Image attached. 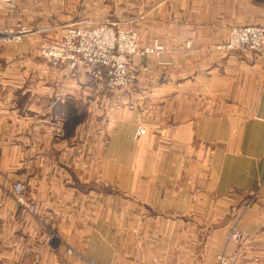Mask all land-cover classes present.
<instances>
[{
	"label": "crops",
	"instance_id": "crops-1",
	"mask_svg": "<svg viewBox=\"0 0 264 264\" xmlns=\"http://www.w3.org/2000/svg\"><path fill=\"white\" fill-rule=\"evenodd\" d=\"M157 1L142 41L159 38L172 64L137 56L142 93L50 65L53 31L0 40V264H215L222 251L264 264V51L212 50L264 23V1ZM20 6L0 1V30ZM14 178L35 214L11 198Z\"/></svg>",
	"mask_w": 264,
	"mask_h": 264
},
{
	"label": "built area",
	"instance_id": "built-area-1",
	"mask_svg": "<svg viewBox=\"0 0 264 264\" xmlns=\"http://www.w3.org/2000/svg\"><path fill=\"white\" fill-rule=\"evenodd\" d=\"M30 30H0V40L21 41ZM163 47H140L139 38L130 29L115 30L107 24L89 27L83 22L66 24L59 39L42 45L41 54L53 65L68 64L70 68L82 69L90 82L97 89H118L126 87L135 78L138 70L133 56L137 54L159 53ZM212 50L228 52L240 51L242 54L264 51V23L237 25L231 28L226 40L217 42ZM144 128L139 126L136 135L140 136ZM12 194L15 200L29 212L36 211L35 202L27 194V186L23 180L13 179ZM228 241L238 247L244 242V235L238 225L231 227ZM70 254H79L69 248ZM238 251L221 253L216 257L215 264H234ZM36 263L39 262L37 256ZM88 264H97L94 261Z\"/></svg>",
	"mask_w": 264,
	"mask_h": 264
},
{
	"label": "rangeland",
	"instance_id": "rangeland-1",
	"mask_svg": "<svg viewBox=\"0 0 264 264\" xmlns=\"http://www.w3.org/2000/svg\"><path fill=\"white\" fill-rule=\"evenodd\" d=\"M0 1L8 2L10 4H15V5H17L19 2L20 5L22 6L19 7V10L21 9L24 10V11H20L21 13H18V17H19L18 26L10 27L4 30H8V29L19 30L22 28H26L30 30L29 33H26L22 37L23 39L34 32L44 33V34H48L51 31L55 32L56 36L53 38L45 39L41 43V47L43 44L49 41L59 39L63 33V27L66 24L74 23V22H83L86 26L89 27L107 24L109 26H112L116 31L119 29H130L136 32L139 38L140 47H154L155 44H159L163 47V49L159 51L158 54L154 52L143 55L137 54L133 56V61L137 64L138 70L136 72L135 78L130 83V85L118 89H108V88L97 89L94 86L98 91L116 92V91H122L123 89L124 90L131 89L132 91H141L140 93H142V89L135 86V84H137V80L139 78L138 76L142 69L141 68L142 66L139 63H137L135 60L137 56H147L154 62L153 64H155L158 67L169 66L172 64L171 61L164 58V53L166 52V46L159 38H153L152 41L148 44H143L144 41H142L144 40L146 35L145 34L146 23L142 22L141 18L142 16H145V14L149 13L153 9H155L156 11L162 9L160 4H157L158 3L157 0H0ZM151 4L154 5L157 4V5L153 7ZM160 24L161 23H158L159 29H160ZM23 39L21 41H23ZM7 42H17V41H7ZM187 45L190 46V42H188ZM41 47L39 49V55L50 65L54 67L66 66L72 70H82L78 68H70L68 64L65 63L53 65L48 61V59L42 56ZM144 77H146V75H144L143 78ZM139 126H142L144 128L143 125H139ZM139 126L137 127V129L139 128ZM135 136L139 137L136 135V133ZM15 179L22 180L21 178H14V180ZM10 196L19 207L29 212L26 208L18 204V202L13 197L12 183L10 188ZM29 213L35 214V212H29ZM221 253H227V252L222 251L218 253L216 257ZM37 256H40L39 252L34 253L32 264H37L36 262H34ZM90 261H94L97 264H99L95 259H91L85 256V264H88V262Z\"/></svg>",
	"mask_w": 264,
	"mask_h": 264
}]
</instances>
